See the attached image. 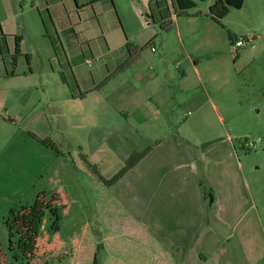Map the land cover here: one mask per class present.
Listing matches in <instances>:
<instances>
[{"label": "rangeland", "instance_id": "obj_1", "mask_svg": "<svg viewBox=\"0 0 264 264\" xmlns=\"http://www.w3.org/2000/svg\"><path fill=\"white\" fill-rule=\"evenodd\" d=\"M192 1L195 8L175 14L171 0H0V210L13 206L6 225L0 218V264H97V193L114 194L115 185L103 187L87 162L109 179L168 133L164 126L232 142L253 209L245 235L238 229L224 249L228 264H264V0L228 7L219 23L209 18L216 0ZM229 35L255 41L237 48ZM15 36L22 42L13 66ZM126 43L142 50L123 66ZM191 61L204 83L189 79L182 90L176 66ZM135 70L143 73L136 84ZM133 91L145 107L158 103L156 120L136 121L121 100ZM208 97L223 123L208 102L193 109Z\"/></svg>", "mask_w": 264, "mask_h": 264}, {"label": "crops", "instance_id": "obj_2", "mask_svg": "<svg viewBox=\"0 0 264 264\" xmlns=\"http://www.w3.org/2000/svg\"><path fill=\"white\" fill-rule=\"evenodd\" d=\"M198 66L193 61L176 66L182 90H187L189 79L202 86ZM133 73L136 84L143 73ZM160 74L170 78L168 69ZM150 77L157 80L158 74ZM161 96L171 98L167 91ZM121 100L125 107L131 106L140 125L159 117L158 103L145 107L136 91ZM206 102L223 123L210 97L193 103V109L201 111ZM163 130L169 132L154 139L148 154L117 181L114 194L102 187L97 193L102 247L107 254L102 264H228L224 242L238 229L241 234L243 228L247 230L253 209L249 183L232 142L197 141L188 131L175 134L167 126ZM5 175L0 171V195L6 194ZM12 210L13 206L0 210L4 225Z\"/></svg>", "mask_w": 264, "mask_h": 264}, {"label": "trees", "instance_id": "obj_3", "mask_svg": "<svg viewBox=\"0 0 264 264\" xmlns=\"http://www.w3.org/2000/svg\"><path fill=\"white\" fill-rule=\"evenodd\" d=\"M198 1L204 2L206 0H198ZM171 2H172V5L175 9V14H178L177 11H179L180 13H183L189 9H193L196 7V3L192 0H171ZM227 14H228V7L223 3V0H216L209 7V18L215 23H219L221 19H223L224 17L227 16ZM168 25H170V23ZM1 36L5 39V35H1ZM229 40L234 45L235 41L237 39H236V37L229 35ZM21 41H22V39L20 37H18V36L14 37L15 47H14V57H13L14 61L12 62L13 66L16 65V56H19L21 54L20 53ZM126 49L130 55V59L123 66L130 65L133 61V58L136 57V55L140 52V50H142V48L135 47L130 43H126ZM25 57L28 61V56L26 55ZM9 76H13V73L11 72V74ZM30 136L33 139H35L39 144L45 146L46 148H49V149L55 151V153H58V150H57L55 144L52 143L50 140H47V139L41 140L32 134ZM149 151H150V148H147L144 151H142L141 153H135V154L130 155V157L126 161L125 166L119 172H117L115 175H113L109 179L104 178L99 173L96 165H93V164H90L87 162V166L92 171L93 176L95 177L96 181L99 182L106 189H110L111 187H113L115 185V183L120 178L123 177V175H125L129 170H131L144 156H146ZM95 240H96V262H97V264H102V262H103V260L107 254L105 253V251L102 247L101 235H99V237L96 238Z\"/></svg>", "mask_w": 264, "mask_h": 264}, {"label": "built area", "instance_id": "obj_4", "mask_svg": "<svg viewBox=\"0 0 264 264\" xmlns=\"http://www.w3.org/2000/svg\"><path fill=\"white\" fill-rule=\"evenodd\" d=\"M254 41H255V37L249 35V36L244 37L242 39H237L235 41L234 46L237 47V48H242L244 46H248V45L252 44ZM151 50L153 51V48H151ZM244 145H245V148H247V149H250V148L254 147L253 144H249L247 142L244 143Z\"/></svg>", "mask_w": 264, "mask_h": 264}, {"label": "water", "instance_id": "obj_5", "mask_svg": "<svg viewBox=\"0 0 264 264\" xmlns=\"http://www.w3.org/2000/svg\"><path fill=\"white\" fill-rule=\"evenodd\" d=\"M223 3L227 7H233V8L239 9L242 6L243 0H223ZM209 203L210 204L212 203L211 199Z\"/></svg>", "mask_w": 264, "mask_h": 264}]
</instances>
